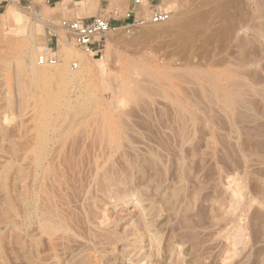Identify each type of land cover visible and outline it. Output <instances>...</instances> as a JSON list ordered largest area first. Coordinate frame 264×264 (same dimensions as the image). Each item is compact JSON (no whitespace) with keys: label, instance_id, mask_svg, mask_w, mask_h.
<instances>
[{"label":"rangeland","instance_id":"1","mask_svg":"<svg viewBox=\"0 0 264 264\" xmlns=\"http://www.w3.org/2000/svg\"><path fill=\"white\" fill-rule=\"evenodd\" d=\"M44 1L0 10V264H264V0H177L97 55L61 35L35 63L81 75L47 83Z\"/></svg>","mask_w":264,"mask_h":264},{"label":"built area","instance_id":"2","mask_svg":"<svg viewBox=\"0 0 264 264\" xmlns=\"http://www.w3.org/2000/svg\"><path fill=\"white\" fill-rule=\"evenodd\" d=\"M58 1L60 0H45L44 2L52 5ZM75 1L88 2L89 0ZM100 1L106 5L110 3V0ZM154 2L155 0H130V7L126 9L112 7L108 12L105 11L88 21L79 18H65L57 25L50 23L47 27V44L44 52L38 56L39 65L54 67L60 63L58 48L61 35L65 36L67 43L73 44L85 53L97 55L104 48L108 36L120 28L130 32L137 26L163 24L170 21L173 16L172 12L161 6L152 5ZM117 21H124V23L114 24ZM74 68L77 69L76 64Z\"/></svg>","mask_w":264,"mask_h":264},{"label":"bare ground","instance_id":"3","mask_svg":"<svg viewBox=\"0 0 264 264\" xmlns=\"http://www.w3.org/2000/svg\"><path fill=\"white\" fill-rule=\"evenodd\" d=\"M90 1V0H89ZM36 2V1H35ZM164 2V4H163V8H165V10H167V11H170L169 9L171 8V7H173V3L175 4L176 2H178L177 0H164L163 1ZM37 3V2H36ZM147 3V2H146ZM169 3H171V4H169ZM89 4H91L90 2H89ZM88 4V5H89ZM147 5H148V3H147ZM90 6H93V5H90ZM145 6H146V4H145ZM55 14H56V12H55ZM5 16L6 17H9V18H11V19H13L14 21H20L21 20V17L19 16V15H16L15 14V12H14V9L12 8V6H10L8 9H7V11H6V13H5ZM56 17H58V16H56ZM171 19H172V17H171ZM171 21V20H170ZM169 22V21H168ZM163 24H166V23H163ZM171 29H169L168 31H170ZM164 31V30H163ZM167 32V31H166ZM37 53V52H36ZM35 53V54H36ZM35 54L32 56V64L35 66L34 67V71H35V73H36V75H37V77L42 81V82H45V83H47V82H50V81H57V82H66L67 80H69L72 76H73V74H75V73H73V71H72V69L74 68V65L76 64V63H72L71 65H70V68H64V67H59L58 69H56V71L54 72V73H51L50 71H48V69L46 68V67H44V68H39V67H37V65H36V63H38L37 61L38 60H36L35 61ZM39 54H41V52L39 53ZM37 55V54H36ZM75 57V55L74 54H71V53H67V59H70V58H74ZM60 58V57H59ZM79 59H81L80 57H78ZM36 59H38L37 57H36ZM36 62V63H35ZM39 64V63H38ZM60 64V63H59ZM58 64V65H59ZM58 65H56V66H58ZM55 66V67H56ZM60 66H62V65H60ZM76 68H77V74H76V77L78 78L80 75H81V69H79V66H78V64H76ZM81 70V71H80ZM215 85V84H214ZM217 87V86H216ZM218 90V89H217ZM219 91V90H218ZM223 91V90H222ZM224 93H226V92H224ZM223 93V94H224ZM222 94V93H221ZM219 95H220V93H219ZM223 97V96H222ZM225 97H226V95H225ZM224 97V98H225ZM222 99V98H221ZM227 99V98H226ZM227 102H229V101H227ZM43 113V112H42ZM44 115H46L47 113L45 112V113H43ZM50 115V114H49ZM46 117V116H45ZM49 117V116H48ZM45 119V118H44ZM48 119V118H47ZM49 120V119H48ZM47 120V121H48ZM52 122H53V120H52ZM44 124V123H43ZM47 129L48 128H46L44 125H43V128L41 129V132L40 133H38L39 135L37 136V145H36V148H35V151H34V153H35V166H36V169L37 170H39V172L41 171L42 172V170H43V161L45 160V158L47 157V156H49L50 154H49V151L50 150H48V148L47 147H49V140L47 139L48 138V135H47ZM51 157V156H50ZM48 159V158H47ZM46 159V160H47ZM33 169V168H32ZM38 172V173H39ZM32 175V174H31ZM34 176V175H33ZM25 177V179H26V176H24ZM32 178V177H31ZM33 180L34 179H32V182H31V184L33 183ZM40 180V179H39ZM25 181V180H24ZM30 181V180H29ZM26 182V181H25ZM35 182H37L36 181V178H35ZM233 182V181H232ZM236 182V181H235ZM238 182V181H237ZM39 184V183H38ZM26 185V184H25ZM28 185V184H27ZM33 185V184H32ZM34 186V185H33ZM236 188V187H235ZM239 188H240V186H239ZM38 189V188H37ZM23 191H24V189H23ZM26 191V190H25ZM28 191V190H27ZM26 191V192H27ZM234 191V190H233ZM238 191V190H237ZM40 192V191H39ZM28 194H30L29 192H27ZM233 193V192H232ZM235 193V192H234ZM23 195V194H22ZM235 195V194H234ZM25 198L26 197H29V196H26V193H25V195H23ZM38 196V195H37ZM24 199V198H23ZM27 199V198H26ZM26 199H25V201H26ZM34 200V199H33ZM44 200V199H43ZM28 201H30V200H28ZM41 201V200H40ZM39 201V202H40ZM46 201V200H45ZM49 201V200H48ZM22 202V201H21ZM23 203V202H22ZM28 203V202H27ZM31 205H32V202L30 203ZM126 206H128V204H127V202H125L124 203ZM40 205V204H39ZM20 206V205H19ZM26 215H25V218L23 219L24 220V223H25V226L23 227V228H25V229H30L31 230V227H32V225L34 226V222H35V224L36 225H38L39 227L38 228H40L41 229V226H42V220H43V218H42V220H36V221H34V219L36 218V216H37V213L38 212H35L37 209H36V207L35 206H32V207H30V206H28V204L26 205ZM39 207V206H38ZM42 207V206H41ZM45 207V206H44ZM20 208V207H19ZM49 208V207H48ZM40 209H42V208H40ZM43 210H44V208H43ZM21 211V210H20ZM22 213V212H21ZM45 213V212H44ZM53 213V212H52ZM33 214H35L36 216H33ZM23 216V215H22ZM21 217V216H20ZM50 218V216L49 217H47V220H45V221H50V224H51V220L49 219ZM20 219V218H19ZM52 219V218H51ZM56 220V219H55ZM34 221V222H33ZM45 221H44V223H45ZM60 221H62V220H60ZM49 223V222H48ZM47 223V224H48ZM54 223V222H53ZM18 224V223H17ZM20 224V223H19ZM53 225H55V224H53ZM59 225V224H58ZM61 225V224H60ZM43 226H46V225H43ZM56 226V225H55ZM27 227V228H26ZM48 227V226H47ZM46 227V228H47ZM51 227V226H50ZM57 227V226H56ZM44 229H45V227H44ZM48 229V228H47ZM51 229V228H50ZM49 229V230H50ZM62 229V228H61ZM67 229V228H66ZM29 230V231H30ZM46 230V229H45ZM48 231V230H47ZM32 232V231H31ZM41 232V231H40ZM40 232H39V234H40ZM43 232H41V234H42ZM28 234V233H27ZM29 235V234H28ZM33 235V234H32ZM43 235V234H42ZM63 235V234H62ZM30 236V235H29ZM35 236H36V234H35ZM47 236V235H46ZM48 236H49V234H48ZM52 236V235H51ZM37 237V236H36ZM59 237V236H58ZM66 237V236H65ZM33 238H34V236H33ZM43 238V237H42ZM40 239V238H39ZM46 239V238H45ZM43 240V239H42ZM56 240V239H55ZM60 240V239H59ZM36 244L38 245V243L36 242ZM97 245V244H96ZM95 245V246H96ZM35 246V245H34ZM42 246H43V244H42ZM37 256V255H36Z\"/></svg>","mask_w":264,"mask_h":264},{"label":"crops","instance_id":"4","mask_svg":"<svg viewBox=\"0 0 264 264\" xmlns=\"http://www.w3.org/2000/svg\"><path fill=\"white\" fill-rule=\"evenodd\" d=\"M11 0H1L0 1V10L2 11L4 6H6V3H8ZM33 1L37 0H18V4L22 6H31L33 4ZM120 1V2H118ZM122 1L123 4L121 3ZM4 2V3H3ZM90 1L88 2H80V1H68V0H60L57 3H54L52 5H49V7H54L53 9H58V12L55 14V18H79L84 21H88L91 18L104 13L105 11L108 12L110 8L112 7H119V8H128L130 7L131 3L130 0H110V3L108 5L103 4L100 0L93 3V6H89ZM16 3V2H15ZM81 4H87V6H82ZM58 7V8H57ZM106 9V10H105ZM58 16V17H56ZM64 18V19H65ZM124 21H117L114 24L116 25H122Z\"/></svg>","mask_w":264,"mask_h":264}]
</instances>
